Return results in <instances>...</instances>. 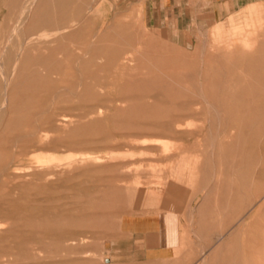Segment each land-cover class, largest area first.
<instances>
[{"label": "rangeland", "instance_id": "rangeland-1", "mask_svg": "<svg viewBox=\"0 0 264 264\" xmlns=\"http://www.w3.org/2000/svg\"><path fill=\"white\" fill-rule=\"evenodd\" d=\"M0 264H264V0H0Z\"/></svg>", "mask_w": 264, "mask_h": 264}, {"label": "crops", "instance_id": "crops-1", "mask_svg": "<svg viewBox=\"0 0 264 264\" xmlns=\"http://www.w3.org/2000/svg\"><path fill=\"white\" fill-rule=\"evenodd\" d=\"M166 191L170 194L175 191L176 194L173 195V199L176 200L175 210L182 209L177 207L179 203H182V191L179 188H168ZM200 200L201 193H197L191 203L194 206H199ZM151 202L154 204L152 207L127 213L122 220L125 233L131 236L135 242L141 243L144 250L150 255L169 249L173 243V236L170 232L168 198L163 196L160 202Z\"/></svg>", "mask_w": 264, "mask_h": 264}, {"label": "bare ground", "instance_id": "bare-ground-1", "mask_svg": "<svg viewBox=\"0 0 264 264\" xmlns=\"http://www.w3.org/2000/svg\"><path fill=\"white\" fill-rule=\"evenodd\" d=\"M34 1V0H33ZM33 3V2H32ZM36 3V1L34 2V4ZM47 14V13H46ZM49 15V14H48ZM47 16V15H46ZM59 31V30H58ZM36 117V116H35ZM65 121V120H64ZM67 122V121H66ZM40 161V160H39ZM54 162H56V160L52 159V158H43L42 161H40V165H41V168L42 166H46V165H50V164H53ZM14 170V169H13ZM13 172V171H12ZM4 222V221H3ZM1 222V223H3ZM5 223V222H4ZM4 225H7V224H4ZM3 226V225H2ZM10 227V226H9ZM12 228V227H11ZM9 229V228H8ZM11 249V248H10ZM10 254V253H9ZM10 255H13V254H10ZM40 255V254H39Z\"/></svg>", "mask_w": 264, "mask_h": 264}]
</instances>
